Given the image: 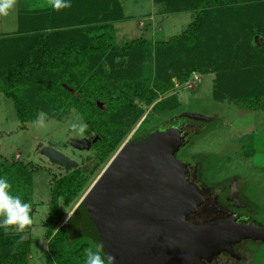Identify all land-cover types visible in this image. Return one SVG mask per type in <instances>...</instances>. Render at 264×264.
Returning a JSON list of instances; mask_svg holds the SVG:
<instances>
[{"label": "rangeland", "instance_id": "1", "mask_svg": "<svg viewBox=\"0 0 264 264\" xmlns=\"http://www.w3.org/2000/svg\"><path fill=\"white\" fill-rule=\"evenodd\" d=\"M20 1V11L25 16L23 24L27 26L35 25L42 19L46 26H53L57 23L70 24L73 27L70 29H83L85 35L93 28L104 26L97 21L94 22L99 14V8H92L98 0H70L71 7L59 11L51 7V1L47 9L38 10L26 5L27 3L34 5L35 0ZM118 1L124 18L110 25L116 46L122 47L141 38L153 44L152 47L142 50V56L138 55L137 60H127V63L118 61L115 65L117 69L127 70L134 63L133 66L140 82L146 83L149 87L148 90L143 91L142 98L138 97L135 101H131L132 109L123 107L122 103H117L118 100L123 101V99L116 98V96L113 98L108 93V97L100 99V101L108 102V104L101 102L104 105L99 109L103 114L100 112L82 113L77 107H67L56 117L45 113V126L38 127L35 123L23 125L18 119L13 100L0 93V178L8 179L12 176L18 180L17 177L23 176V173L31 177L32 187L29 193L32 196L33 223L22 234L23 240L29 242V264H60L55 259L51 263L48 262V258L51 257L50 242L53 239L48 236L50 232L48 219L54 203L55 185L58 181L71 175L80 176L83 190L72 201L58 200V205L64 211L65 217L58 224L55 233L69 220L80 202L118 152L128 144L135 132L149 134L156 131L173 130L177 123L185 120L197 130L191 135L189 144L183 147L185 157H192L193 160L202 162L207 184L210 182L214 184L213 187H216L220 183L235 182L237 187L234 195L241 203L249 204L258 211L259 218L264 221V110L249 111L243 105L233 101L220 103L215 101L214 88L217 76L210 73L208 63L203 62L200 63L202 66L197 71L193 69L190 74L187 73V69L182 70V72L186 71V78L181 77L185 74L179 77L173 71L174 86L172 89L160 93L155 91L154 84L158 77L155 44L167 42L185 32L195 21L197 12L183 10L185 0ZM18 2L19 0H17L14 12L7 17H0L1 38L17 35L19 29ZM149 2H152L151 8H149L151 5ZM42 3L44 6L46 1ZM42 5L38 4L36 7H42ZM169 5H172V12L167 11ZM42 14L46 16L39 19ZM166 14L171 15L166 18ZM140 16L144 18L138 21ZM227 34L229 35V32ZM100 35L101 33L96 31L90 36L97 38ZM252 45L257 50L264 47V37H255ZM232 49L219 58V65L223 64L224 67L230 69L242 65L239 61V58L244 56L242 43L236 42ZM185 50L187 57L184 63L194 68L196 62L198 63V61L195 62L198 56H194L189 48ZM110 72L111 70L107 71L108 74ZM71 92L75 98H73L74 101L77 98L78 100L83 99L79 92L73 90ZM153 92H156L155 95ZM161 103L163 105L159 107ZM176 104L180 106L178 109L173 108ZM80 121L87 124V131L83 136H75L69 125ZM183 128L187 136V126ZM122 130L130 131L117 150L105 158L104 153L108 143ZM97 136L103 138L102 143L95 144L90 150L79 151L72 146V142L83 139L93 141ZM45 147H51L64 154L79 163V167L66 171L52 164L42 154ZM181 208L182 212L189 216L194 217V214H197L195 212L197 208L192 204ZM1 232L9 237L20 239L21 234L12 231L5 233L2 229ZM19 251L21 249L17 248L16 252ZM255 264H264V253L259 254Z\"/></svg>", "mask_w": 264, "mask_h": 264}, {"label": "trees", "instance_id": "2", "mask_svg": "<svg viewBox=\"0 0 264 264\" xmlns=\"http://www.w3.org/2000/svg\"><path fill=\"white\" fill-rule=\"evenodd\" d=\"M185 1L183 10L196 11V19L181 35L155 44L158 77L154 90L159 93L171 90L174 86L173 71L179 77L185 74L181 77L186 78L188 72L192 73L193 69L197 71L203 62L208 63L209 72L217 76L215 101H233L249 111L264 110V47L257 50L252 45L255 37H264V0ZM169 6L167 11L172 12V5ZM95 8H99V14L94 22L104 26L93 28L86 35L83 29H70L73 28L70 24L46 26L41 19L46 14L40 15L39 23L27 26L23 24L25 16L21 14L17 35L0 37V93L13 100L18 119L23 125L34 123L41 112L56 117L67 107H77L82 113L103 114L98 101L102 97H108V93L113 98L116 96L123 99L117 103L132 109L131 101L142 98L143 91L149 89L146 83L140 82L134 63L127 70L117 69L115 65L118 61L127 63V60H137L142 56V50L153 44L141 38L122 47L116 46L110 25L124 18L119 1L98 0L92 9ZM96 31L101 35L92 38L90 35ZM232 36L234 37L231 38ZM236 42L242 43L244 56L239 58L242 65H235L231 69L223 64L219 65V58L230 51ZM185 48L198 56L195 60L198 63L194 68L184 63L187 57ZM105 65L111 69L109 74L105 71ZM186 69L187 73L182 72ZM65 85L74 92H79L83 99L77 98L74 101L73 93ZM101 102L108 104L107 101ZM162 105L161 103L159 107ZM179 107L176 104L173 108ZM129 131H120L108 143L105 158L117 150ZM152 135H137L133 142L145 141ZM102 140L103 138L97 144H101ZM19 177L18 180L8 177L12 193L31 203V177L25 173ZM81 179L80 176L71 175L55 185L54 203L48 219V236L53 238L49 247V263L55 259L60 264H84V249L96 242L88 233L73 232V227L78 226L75 214L55 233L58 224L65 217L58 200L72 201L77 198L83 190ZM1 229L0 264H29V242L9 237ZM17 248L21 251L16 252Z\"/></svg>", "mask_w": 264, "mask_h": 264}, {"label": "water", "instance_id": "3", "mask_svg": "<svg viewBox=\"0 0 264 264\" xmlns=\"http://www.w3.org/2000/svg\"><path fill=\"white\" fill-rule=\"evenodd\" d=\"M98 106L103 108L100 102ZM99 138L78 140L74 146L90 150ZM183 138L180 131L163 132L119 151L73 213L78 222L73 232L102 240L115 264H203L200 256L220 250L223 240L264 235L254 227L200 229L177 220L181 207L193 201L181 188L182 165L174 155ZM42 154L66 170L77 167L51 147Z\"/></svg>", "mask_w": 264, "mask_h": 264}, {"label": "flooded vegetation", "instance_id": "4", "mask_svg": "<svg viewBox=\"0 0 264 264\" xmlns=\"http://www.w3.org/2000/svg\"><path fill=\"white\" fill-rule=\"evenodd\" d=\"M184 126L185 127L187 126L188 129L187 136L184 134L185 132L183 128ZM173 131L174 132L180 131L181 136L184 137L183 146L180 148V150L177 153L174 154L175 160L177 162H180V164L182 165L181 166L182 173L180 174V178H179L180 185L182 186L181 188L184 190V192L187 195L191 196L193 200L191 201V204L193 205V207L197 208L195 211L197 212V214L193 213L194 217L179 211L177 213V220H180L184 223H187L189 225H192L200 229L203 228L209 229L210 227L229 224L231 227L237 229L242 227L243 228L254 227L256 229L264 230V221H262V219L259 218L258 211H256L253 207H250L249 204L241 203L239 198L236 195H234L235 189L237 187L235 185V182L230 181L229 183L227 182L220 183L216 187H213L214 184H210V182H208V184L206 183V180L204 178L202 162L193 160L192 157H185V152L183 151L184 149L183 147L187 145L188 141L191 138V135L194 134L195 131H197L194 128V126H190L189 122L186 120L184 122L180 121L179 123L176 124L175 129L160 131V133L173 132ZM160 133L156 131L150 134L155 135ZM144 134L146 133L135 132L128 141V144L126 146L137 145L140 142L138 143H135V141L133 142L134 138L137 135L143 136ZM96 138H98V136ZM95 139H93V141ZM100 140L101 138H99L98 141ZM90 141L93 142L92 140ZM76 142H72L73 145L72 143L71 145L75 149L79 151H83L74 146V143ZM95 144H93V146ZM75 163L77 164L76 168H78L79 163L77 162ZM181 214L182 216H179ZM70 218L71 217H69V219ZM188 218H191V220H188ZM221 246L222 248L220 250L208 251V254L200 256L202 263L203 264H255V260L259 256V254L264 253V235L260 236L256 240H253L252 238L243 239L239 242H231L228 240H223Z\"/></svg>", "mask_w": 264, "mask_h": 264}, {"label": "clouds", "instance_id": "5", "mask_svg": "<svg viewBox=\"0 0 264 264\" xmlns=\"http://www.w3.org/2000/svg\"><path fill=\"white\" fill-rule=\"evenodd\" d=\"M16 5L17 0H0V17L9 16L15 11ZM51 7L59 11L70 8L71 3L70 0H51ZM110 70V67L105 65V71ZM45 119L46 114L40 113L34 123L38 127H44ZM69 128L75 136H83L87 131V124L82 121L72 122ZM11 189L12 186L8 179L6 177L0 178V228L5 233L12 231L21 234L20 241H22L24 239L22 234L33 223L30 215L32 205L20 195L13 194ZM84 254V264H115V257L105 252V245L102 240L94 242L91 247L84 249Z\"/></svg>", "mask_w": 264, "mask_h": 264}, {"label": "crops", "instance_id": "6", "mask_svg": "<svg viewBox=\"0 0 264 264\" xmlns=\"http://www.w3.org/2000/svg\"><path fill=\"white\" fill-rule=\"evenodd\" d=\"M44 1H46V4L43 6L42 4V2H44ZM51 0H35V4L33 5V4H30V3H27L26 5H28V7H34V10H38V9H47V6L49 5V2H50ZM41 2V3H40ZM122 2V1H121ZM21 1L19 0V2H18V8H17V17H18V22H19V18H20V15H21V11H20V7H21ZM149 3H151V5H150V7L149 8H151V6H152V2H149ZM38 4H41L42 5V7H36V5L38 6ZM36 7V8H35ZM49 7V6H48ZM154 7V6H153ZM30 9V8H29ZM123 9H124V5H123ZM169 15H171V14H169ZM168 14H166V18L169 16ZM144 17L143 16H140L139 17V19H138V21H140V20H142ZM134 19H136V18H134ZM19 24V23H18ZM135 32H137L136 30H134ZM17 32H18V30H17ZM123 34H125V33H123Z\"/></svg>", "mask_w": 264, "mask_h": 264}]
</instances>
